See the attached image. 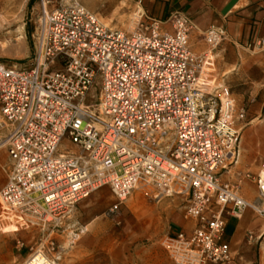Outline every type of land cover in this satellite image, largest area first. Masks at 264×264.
<instances>
[{
	"label": "built area",
	"instance_id": "obj_1",
	"mask_svg": "<svg viewBox=\"0 0 264 264\" xmlns=\"http://www.w3.org/2000/svg\"><path fill=\"white\" fill-rule=\"evenodd\" d=\"M50 3L40 0L28 65L0 63V149L9 160L0 215L53 231L102 186L115 197L110 213L135 189L154 198L179 195L192 227L166 238L173 264L227 262V219L246 209L264 217V156L256 203L221 179L237 162L246 116L214 83L209 54L228 39L225 29L206 27L209 49L196 53L184 12L170 14V29L148 18L125 31L79 0ZM48 241L22 264H57L60 252Z\"/></svg>",
	"mask_w": 264,
	"mask_h": 264
},
{
	"label": "rangeland",
	"instance_id": "obj_2",
	"mask_svg": "<svg viewBox=\"0 0 264 264\" xmlns=\"http://www.w3.org/2000/svg\"><path fill=\"white\" fill-rule=\"evenodd\" d=\"M52 3L51 0L49 6ZM39 7L40 0H0V21L4 19L0 26V63L28 65L32 55L31 32ZM97 16L106 25L120 27L113 25L116 19ZM139 20V14L133 15L125 31L136 28ZM196 42L191 41L195 51L209 49L204 40ZM210 63L218 90L226 92L237 107L246 110L245 119L239 123L242 128L237 143L238 161L228 166L221 179L236 184L252 202L257 200L255 175L264 156V44L248 41L240 45L225 40L210 51ZM66 145L69 143L65 139L61 148ZM8 168L6 150L1 148L0 186ZM114 201L110 188L102 186L77 202L53 231L50 225L44 230L17 225V231H2L1 226L11 220L0 215V264H22L39 244L49 245V239L54 240V252H60L57 264H173L165 247L166 238L192 227V221L184 216V197L154 198L142 189H135L118 212L110 213ZM252 214L264 219L254 211ZM247 233L243 243L249 239ZM228 239L224 238L226 242ZM18 242L23 243L21 248ZM230 252V259L222 264H247L237 261L239 254L244 253L231 247Z\"/></svg>",
	"mask_w": 264,
	"mask_h": 264
},
{
	"label": "crops",
	"instance_id": "obj_3",
	"mask_svg": "<svg viewBox=\"0 0 264 264\" xmlns=\"http://www.w3.org/2000/svg\"><path fill=\"white\" fill-rule=\"evenodd\" d=\"M52 1L51 8L59 0ZM79 1L87 9L104 18L116 19L117 22H113V25L120 26L118 28L122 30L127 29L131 17L135 14H139V17L141 16L140 21L143 22L148 18L158 19L164 22L163 27L170 29L168 20L170 14L174 11L184 12L189 16L193 25L189 35L190 46L192 40H197L196 43H202V33L209 25L223 27L228 34L227 41L233 44L245 45L248 41L264 40V0ZM102 23L105 24V22ZM109 25L110 27L116 28L111 24ZM192 50L200 53L193 48ZM248 214L250 216H247ZM9 222L12 224L7 223L1 226L3 227L2 231H17L18 229L15 227L17 224L12 220ZM227 229H230V232ZM247 232L250 233L249 239L243 243V238ZM225 237H229L228 243L232 250H235L237 253L238 250L240 253H244L242 256L239 254L240 256L237 259L238 263L264 264V219L253 217L250 209H246L241 217L236 220H233L231 217L227 219Z\"/></svg>",
	"mask_w": 264,
	"mask_h": 264
},
{
	"label": "bare ground",
	"instance_id": "obj_4",
	"mask_svg": "<svg viewBox=\"0 0 264 264\" xmlns=\"http://www.w3.org/2000/svg\"><path fill=\"white\" fill-rule=\"evenodd\" d=\"M4 19H1V21H0V26H2L4 23ZM161 149H164V147H161ZM238 156H239V150H238ZM238 161V160H237ZM237 163V162H236ZM252 202H254V203H256L257 202V200L255 199V201H252ZM241 217V216H240ZM239 217V218H240ZM10 220H12L11 218H10ZM12 221H14V219L12 220Z\"/></svg>",
	"mask_w": 264,
	"mask_h": 264
},
{
	"label": "trees",
	"instance_id": "obj_5",
	"mask_svg": "<svg viewBox=\"0 0 264 264\" xmlns=\"http://www.w3.org/2000/svg\"><path fill=\"white\" fill-rule=\"evenodd\" d=\"M227 231H229V232H230V229H229V230L227 229Z\"/></svg>",
	"mask_w": 264,
	"mask_h": 264
}]
</instances>
